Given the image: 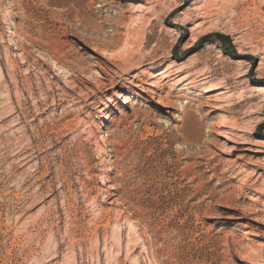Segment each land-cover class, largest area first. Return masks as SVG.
I'll return each instance as SVG.
<instances>
[{"label":"rangeland","instance_id":"rangeland-1","mask_svg":"<svg viewBox=\"0 0 264 264\" xmlns=\"http://www.w3.org/2000/svg\"><path fill=\"white\" fill-rule=\"evenodd\" d=\"M258 261L264 0H0V264Z\"/></svg>","mask_w":264,"mask_h":264},{"label":"bare ground","instance_id":"bare-ground-1","mask_svg":"<svg viewBox=\"0 0 264 264\" xmlns=\"http://www.w3.org/2000/svg\"><path fill=\"white\" fill-rule=\"evenodd\" d=\"M195 10V9H194ZM197 10V9H196ZM175 13V12H174ZM199 25L200 24H198L197 25V29H198V27H199ZM202 27V26H201ZM201 29V28H200ZM24 33V32H23ZM99 54V53H98ZM124 60V59H123ZM157 62H159V60H157ZM239 63H242V61H239ZM153 66H151V68H153V69H155L156 68V63H154V64H152ZM140 68V67H139ZM154 71V70H153ZM144 72V70L142 71V73ZM183 71L181 70V71H179V73H182ZM122 73V72H121ZM166 75H168V71L167 70H164V71H162V72H160L159 74H156V73H149V72H145V73H143V76L144 77H148V79H146V81L144 82V83H146V85H148V88H142V90L147 94V95H149V97H151V98H156L157 96V94L158 93H156L153 89L155 88V83H157L158 82V86H159V81H158V78H160L161 76H162V78L163 77H165ZM246 75L247 74H243L242 76H239L240 77V79L241 78H243V77H246ZM133 78H137V76H134ZM138 80V79H137ZM182 81H186V85H192L193 83H194V80H193V78H192V76L191 75H187V76H185V77H183L182 79H181ZM138 87H140L139 85H137ZM215 86V85H214ZM213 85H212V87H210V88H207L206 90H205V94H211V93H213V92H215V91H221L222 90V88H218L217 86H215L214 87ZM224 90V89H223ZM260 90V89H259ZM228 92V91H227ZM223 93L221 92L219 95H222ZM227 94V93H226ZM225 95V94H224ZM119 97H121V98H123L124 97V95L123 94H120V96ZM159 98V97H158ZM166 99H167V101H170V97L169 96H167L165 99H163V100H165L166 101ZM178 101H180V97H178ZM182 99V98H181ZM175 101V100H174ZM161 102V101H160ZM164 102V101H163ZM125 105H128V104H130V102H128L127 100H125L124 102H123ZM176 103V102H175ZM162 105H163V103H161ZM165 104V103H164ZM173 105V103L170 101L169 102V105ZM167 105H168V103H167ZM170 105V106H171ZM175 107H176V105H174ZM166 107V106H165ZM168 107V106H167ZM173 106H171V108H172ZM174 108V107H173ZM261 108V107H260ZM258 109V108H257ZM256 110V109H255ZM141 115V114H140ZM101 118H105V119H109L107 116H101ZM177 118H179L178 116H176L175 114H174V116H173V119H177ZM181 119V118H180ZM181 121V120H180ZM220 125H222V124H220ZM109 133V132H108ZM102 141L104 142L105 141V138H102ZM111 145V144H110ZM113 148V147H112ZM117 152V151H116ZM118 153V152H117ZM122 154V153H121ZM114 162V161H113ZM110 188V187H109ZM117 201V200H116ZM112 203V202H111ZM256 253H258V252H256ZM254 255V254H253ZM261 256H262V254H260ZM259 255V256H260ZM246 256V255H245ZM250 256V255H249ZM260 256V257H261ZM258 257V256H257ZM248 258V257H247ZM250 258V257H249ZM256 259H259V258H256ZM254 261V260H253ZM259 262V261H258ZM261 262V261H260ZM259 262V264H261ZM149 263V262H148ZM255 264H257V262L255 263Z\"/></svg>","mask_w":264,"mask_h":264}]
</instances>
